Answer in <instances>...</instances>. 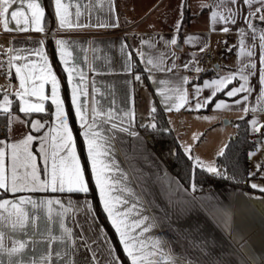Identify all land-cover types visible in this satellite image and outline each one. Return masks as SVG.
Listing matches in <instances>:
<instances>
[{"label": "crops", "instance_id": "crops-1", "mask_svg": "<svg viewBox=\"0 0 264 264\" xmlns=\"http://www.w3.org/2000/svg\"><path fill=\"white\" fill-rule=\"evenodd\" d=\"M29 2L24 0L23 5L17 2L9 10L11 12L23 8L28 18L27 31L20 30L25 27L23 18L20 28L9 20V30H5L0 20V113H6L3 111L5 95L9 101L7 137L0 139L4 142L0 147L32 135L36 139L29 148L37 157L36 163L41 170L44 167L40 152L41 137L46 140L44 148L49 156L54 151L57 153L58 164L59 157L67 155L61 138L63 131L55 117V105L50 99V81L44 84V95L49 99L42 102L43 112H21L20 98L15 94L22 91L16 67H21L23 74L30 77L26 83L29 89L38 87L42 82L39 78L47 75V69L50 68L59 83V96L64 102L73 144L89 185L87 194L53 193L49 190L25 191L13 195L0 190V195L7 194L0 201L30 196L38 202L60 199L65 206L71 201L81 208L74 216L69 210L64 220L76 241L75 250H72L71 242H68L70 255L58 261L55 250L58 247L63 250V246L59 241L53 243L50 264H65L68 259L74 264H109L112 256L119 257L121 264H130L119 234L104 211L99 190L92 177L83 136L84 128L72 103L74 88L77 89L79 100L88 109V122H92V110L95 108L99 113L95 130L109 137L105 144L108 152L106 161L110 165L108 175L116 189L113 195L121 196L126 201L118 205L126 221L134 224L147 217L141 227L151 226L140 239L146 242L157 238L164 241L166 250H171L181 264H264V192L252 187L251 191L219 188L194 195L165 169L136 128V122L145 124L150 119L154 98L164 110L176 138L169 114L193 115L197 111L211 108L220 116H230L236 107H241L239 111L242 113L245 108L248 111L255 109L264 112V97H261L262 86L259 81L260 69L264 67L260 63L261 55L264 54L260 47L264 21L259 19L261 12L256 11H264V5L258 0L251 7L244 0H235V3L231 0H206V7L200 12H192L189 0H172L160 16L145 23V20L134 19L135 9L129 0H61L71 24L61 28L55 0H35L44 10L39 24L43 31H35L31 11L27 8ZM213 12L219 14L215 23ZM185 14L186 20L183 19ZM232 14L235 23L220 19V16L228 17ZM249 22L253 27H249ZM225 27L229 31L225 32ZM240 29H244L243 36ZM172 39H176L175 45L170 43ZM57 40L67 41L63 48L64 60L61 59V48ZM242 48L252 55L241 54ZM209 55L214 67L210 64L202 68L197 64L202 56L210 59ZM133 58L139 61L144 74L133 72ZM148 59H152L153 64L159 67L147 64ZM251 64L256 67H248L243 73L249 76L248 87L251 92H240L229 97L228 91L244 83L239 79L240 70L244 65ZM216 65L218 68H215ZM224 65H227L226 70ZM204 73L209 75L202 77ZM230 74H234L235 79L215 95H212L215 85L205 87L206 81L211 84ZM176 89L187 93V103L179 110L175 107L169 110L171 104L180 103ZM197 89L200 91L197 92ZM146 90L150 101L146 100ZM220 92L222 97L209 106ZM245 96L248 97L246 101L243 99ZM13 98L19 113L11 111ZM25 98L30 103L41 102L38 96L29 95ZM209 98V103L196 108L198 102L203 103ZM221 101L227 107L217 109L216 104ZM236 101L241 103L237 104ZM47 111L50 117L43 116ZM37 121L43 125L39 130L33 128ZM113 124L117 127L113 128ZM121 128H128L137 135H129L128 132L120 131ZM8 152L10 155V150ZM23 158L24 153L21 152V161ZM10 164L6 156V165ZM85 201L91 204L90 213L84 206ZM24 207L31 213L30 205ZM53 208L61 210L59 205H53ZM35 211L40 219L36 221L35 227L30 226L26 230L29 235L15 232L11 233L12 239L30 241L31 233L42 232L45 226L53 230V235L60 234L59 224L48 222L45 209ZM101 213L108 225L101 218ZM5 231L4 244L11 247L12 242L7 235L10 229ZM140 231L136 229L137 233ZM36 239L40 240L39 235ZM85 241L88 247L84 246ZM36 249L33 252L29 243V247L24 250L25 257L38 259L40 255L46 254L47 241L37 244ZM110 249L114 250L111 255ZM16 258L14 256L13 260ZM0 259L7 264L6 254Z\"/></svg>", "mask_w": 264, "mask_h": 264}, {"label": "snow or ice", "instance_id": "snow-or-ice-1", "mask_svg": "<svg viewBox=\"0 0 264 264\" xmlns=\"http://www.w3.org/2000/svg\"><path fill=\"white\" fill-rule=\"evenodd\" d=\"M19 2L23 5L24 0H0V20L3 22L5 30H9V20L16 23L17 28H20L22 18L25 25L24 28H20L21 31H27L28 18L23 11V8L9 11L14 4ZM235 3V0H231ZM255 0H244V3L248 4L251 7L252 3ZM262 5H264V0H258ZM56 6V15L59 19L60 27L64 28L66 25L71 26L68 20V12L61 0H55ZM27 8L31 11V21L35 25V31H43V28L39 26L40 20L44 15V10L39 6L35 0H30L27 5ZM257 12H261L259 19L264 21V11L262 9H256ZM77 15L79 13L77 12ZM217 12L212 13L213 23L217 21L218 17ZM250 15H255V13H250ZM220 19L231 20L232 23H235L234 14L223 17L220 16ZM249 27H253L249 22ZM225 32L229 31L227 27L223 29ZM255 31V30H253ZM240 33L243 36L244 29H240ZM192 38L190 37L189 40ZM260 40L262 41L260 47L262 53H264V32L261 33ZM43 44V41H40ZM57 45L61 48V59L64 60L63 48L67 44L65 40H57ZM172 45L177 43L176 39L170 41ZM243 45V40H241ZM241 54H247L251 56V52H245V49H241ZM17 59V57H13ZM66 62V61H65ZM260 63L264 65V54L261 55ZM147 64L153 65V67H159V65L153 64L152 59L147 60ZM11 65V61H10ZM175 66V65H173ZM25 68L27 65L24 66ZM187 67V65H185ZM251 67L255 68V64L244 65L240 70L239 79L244 83L240 87H234L227 92L229 97L235 96L240 92H251V88L248 87V75H244V69ZM151 71V69H148ZM169 71L171 69H168ZM201 71V69H197ZM253 73H249L251 75ZM16 75L19 77L20 84L19 87L22 91H17L15 94L20 98V111L23 113H32V112H43L44 104L42 103L45 100H48L49 97L44 95V84L50 81L51 83V103L55 105V117L59 122V126L63 131V136L61 137L64 141V147L67 149V155L59 157V164L57 163V153L54 151L51 156H49L47 150L44 148V143L46 142L44 137H41V149L42 158L44 160L43 169H39L36 163L37 157L32 153L29 148V145L32 143L35 137L32 135H27L24 139L20 140L17 143L7 144L3 147H0V190L5 192H11L13 195L20 192H35V191H51L55 192H68V193H84L89 192L88 181L85 177V169L82 168L80 160L76 154V150L73 144L72 132L68 125L67 114L64 109V102L59 96V83L54 74H52L51 69H47V75L40 77L41 83L38 87L33 86L31 89L26 87V83L30 77L23 74V69L21 67H16ZM71 80V74L69 75ZM137 80L140 79L139 76L136 77ZM235 79L234 74H230L220 78L219 80H214L209 84L205 82V87H212L215 85V89L212 95H215L216 92H219L226 87ZM259 81L261 84V97H264V67L260 69ZM197 92L200 90L197 89ZM176 96L179 99L180 103H174L169 106V110L172 107H175L179 110L180 107H183L187 103V93L181 92L180 89L175 90ZM32 95L38 96L40 103H30L25 97ZM171 99V97H168ZM246 101L247 96L243 97ZM209 99H206L203 103H197L196 108H200L209 103ZM72 103L75 105L76 115L81 121V126L84 128L83 136L87 144V155L88 160L91 165L92 177L95 180L96 187L99 190L100 200L103 203L104 211L108 214L109 219L112 221L113 226L115 227L116 232L119 234L120 243L123 245V250L126 256L128 257L130 264H181V261L176 257L171 250H166L165 242L160 239H154L151 241H144L140 239L144 232L149 230V227H141L144 220H147V217H144L141 221L134 224H129L126 221L125 214L121 212V209L118 205L121 203H126L123 201L121 196L113 195L116 191L115 187L111 183V177L108 175L110 171V165L106 161L108 155L107 150L105 149V144L109 141V137L102 136L100 132L96 131L97 119L96 117L99 113L95 108L92 110V122H88V109L84 103H82L77 95V89H73L72 93ZM237 104L241 101H236ZM8 97H4V106L3 111L8 112L9 108ZM227 105L221 101L216 104V108H225ZM155 111V109H153ZM245 112L248 111L247 108L244 109ZM255 111V109H253ZM204 119H208L204 117ZM11 123V121H10ZM253 130L259 131L256 127L257 121L253 120L252 122ZM43 125L37 121L33 124V128L39 130ZM117 125L113 124V128H116ZM155 127V125H153ZM120 131L128 132L129 135H137L135 132H131L128 128H121ZM196 137H194L195 139ZM0 144H4L3 141H0ZM226 147V146H225ZM8 150H10V155ZM21 152L24 153L23 161H21ZM223 149L218 153V155H223ZM6 156L10 159L11 164L6 165ZM198 163L199 158H196ZM208 171L219 174L217 169L208 165ZM23 169V172H21ZM41 171L43 173V179H41ZM252 188H258L259 191L264 192V187H260L256 184L251 185ZM123 191V189H121ZM130 191V190H129ZM25 205L31 206V213L25 209ZM53 205H59V211L53 208ZM84 206L87 207L88 212H91V204L87 201L84 202ZM37 209H45L48 222H56L59 224L60 234L53 235V230L50 227L45 226L42 232H32L31 239L29 240H19L12 239L11 233L23 232L25 235H29V232L26 231L29 227H35L36 221L40 219V216L36 214ZM71 210L72 215L74 216L81 208L72 204L69 201L68 206H65L60 199H47L40 200L39 202L35 199H32L30 196H20L16 200H3L0 201V257L7 255V264H50V261L53 256L52 245L53 243L59 241L63 246L55 250L56 259L62 260L66 256L70 255L68 248L69 243L71 242V248L75 250L76 241L73 239V233L71 229L65 225V217ZM141 229L139 233L136 232V229ZM6 229H10L7 233L8 238L12 242L11 247H7L4 244V239L6 236ZM39 235L40 240L36 239V236ZM42 241H47L48 251L46 254H42L39 258L25 257L24 250L29 247V243L32 245V251L35 252L36 245ZM84 246L88 247L87 242H84ZM89 250H91L89 248ZM113 249H110V255L113 252ZM17 257L13 260V257ZM93 259L95 257L93 256ZM0 264H4V261L0 259ZM65 264H74L70 259L65 261ZM109 264H121L119 257L112 256Z\"/></svg>", "mask_w": 264, "mask_h": 264}, {"label": "trees", "instance_id": "trees-1", "mask_svg": "<svg viewBox=\"0 0 264 264\" xmlns=\"http://www.w3.org/2000/svg\"><path fill=\"white\" fill-rule=\"evenodd\" d=\"M183 19H187L186 14ZM45 21L47 24V16ZM132 70L135 73L144 74L142 66L136 58H133ZM208 75V73H204L202 77ZM222 95V92L217 93L209 106ZM153 109L155 111L150 116L151 123L140 124L136 122V128L143 135L148 147L165 169L187 190L194 195L219 188H230L240 191L252 190L249 185L248 156L254 147V140L252 135L248 133L249 115L235 120L236 134L226 144L223 150L224 154L216 157V166L219 174H215L209 173L199 165H196L185 154L169 127L164 110L155 98ZM11 111L19 113L14 98L11 104ZM43 116L50 117V112L47 111ZM7 129V113H0V139L7 137ZM4 196H7V194L0 195V198ZM101 218L107 224L102 213Z\"/></svg>", "mask_w": 264, "mask_h": 264}, {"label": "rangeland", "instance_id": "rangeland-1", "mask_svg": "<svg viewBox=\"0 0 264 264\" xmlns=\"http://www.w3.org/2000/svg\"><path fill=\"white\" fill-rule=\"evenodd\" d=\"M135 12L134 19L145 20L149 23L154 17L160 16L169 7L172 0H129ZM190 10L198 11L206 7V0H189ZM210 57V55H209ZM211 57L208 58L206 66H213ZM217 63V61L215 62ZM227 65H224L226 70ZM214 67V66H213ZM203 68V67H202ZM146 100L150 101L148 91H145ZM142 105H140V108ZM242 108H235L230 116H220L217 111L211 108L196 112L193 115L188 113L169 114L171 124L175 130L179 143L185 154L201 168L208 171V165L217 169L216 157L221 149L224 150L228 141L236 134L235 120L248 116V133L252 135L254 147L248 156L249 185L256 184L264 187V112L250 110L242 113ZM150 111V110H149ZM207 117L208 119H204ZM257 121L256 127L259 131L253 130L252 121ZM145 121V119L143 120ZM147 123H151L150 119ZM194 137H196L194 139ZM202 163H198L197 159ZM259 189V187L257 188Z\"/></svg>", "mask_w": 264, "mask_h": 264}, {"label": "built area", "instance_id": "built-area-1", "mask_svg": "<svg viewBox=\"0 0 264 264\" xmlns=\"http://www.w3.org/2000/svg\"><path fill=\"white\" fill-rule=\"evenodd\" d=\"M207 61H208V56H202L200 59H198L197 64L201 67H204Z\"/></svg>", "mask_w": 264, "mask_h": 264}, {"label": "water", "instance_id": "water-1", "mask_svg": "<svg viewBox=\"0 0 264 264\" xmlns=\"http://www.w3.org/2000/svg\"><path fill=\"white\" fill-rule=\"evenodd\" d=\"M215 68H218V66L216 65Z\"/></svg>", "mask_w": 264, "mask_h": 264}]
</instances>
